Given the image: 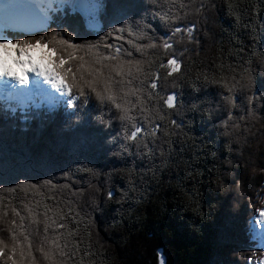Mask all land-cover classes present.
<instances>
[{
	"label": "trees",
	"instance_id": "obj_1",
	"mask_svg": "<svg viewBox=\"0 0 264 264\" xmlns=\"http://www.w3.org/2000/svg\"><path fill=\"white\" fill-rule=\"evenodd\" d=\"M101 3L95 28L79 8L56 2L42 31L2 32L21 43L40 40L53 62L65 59L56 71L66 83L98 74L103 90L110 74L121 80L111 70L118 63L127 69L124 62L139 61L143 71L133 64L138 79L112 84L131 121L95 93L73 107L12 109L0 101V239L7 245L0 264L12 254L13 235L17 249L32 243L37 264H50L36 248L54 249L53 239L67 241L66 264H257L264 252L249 221L264 206V0ZM177 26L183 31L173 36ZM165 39L172 48L162 47ZM117 48V59H108ZM133 124L144 129L135 141L128 139ZM45 206L47 223L67 228L51 224L46 233Z\"/></svg>",
	"mask_w": 264,
	"mask_h": 264
},
{
	"label": "snow or ice",
	"instance_id": "obj_2",
	"mask_svg": "<svg viewBox=\"0 0 264 264\" xmlns=\"http://www.w3.org/2000/svg\"><path fill=\"white\" fill-rule=\"evenodd\" d=\"M70 3L76 4V5H80V6H84V7H94L97 10H100L104 7V5L101 3V0H80V2H77V0H69ZM36 3V0H17L16 3L13 4V6L11 7L10 13L11 14H17L20 12H30V11H35V9H32L30 7H28L29 5H32ZM183 7V5H182ZM121 31H123V29H121ZM183 30L177 26L174 29L173 32V36H175L178 33H181ZM187 36L189 39L192 38V29L188 28L187 29ZM168 39H171V37H169ZM168 39H165L163 41L162 47L167 50L173 47V45L171 43L168 42ZM15 41V42H13ZM60 43L62 45H66L68 48H78L81 47L79 45H73L69 43L68 39H63L60 41ZM41 41L37 40L35 42V44H29L27 42L21 43L19 40H16L15 37H5L2 45L5 49H7L10 45L11 47L17 48L19 49L22 53H25L27 51V49L32 48V47H38L40 46ZM45 47H47V45H45ZM106 47H108V45H106ZM149 47L155 48L157 47L156 44H150ZM140 48H137V51H140ZM56 49L53 48L50 50V52H55ZM121 49L117 48L116 49V56H110L108 57V59L113 60V59H117V56L119 55ZM128 55H131V53H128ZM56 59L58 60V63H56V67L57 69H59L61 67V65H64L66 63L65 59L60 58L59 56L56 57ZM69 59H73V57L71 56V54L69 55ZM81 61H83V57L80 58ZM16 65L21 67V72L20 73H16L13 72L11 69H9L6 64H0V77H9L11 79L16 80L19 84L23 85L27 83L28 80V73L29 72H34L35 75L37 77L39 76H43L45 78V80L47 81V83L53 85L57 91L61 92L62 94L66 95L68 98L64 101V103L69 106V107H73L76 106V101L80 98V97H85V103H87V97L90 95V93H95L96 98L101 102L104 103L105 101H108L112 104L115 105V107L117 109H123V106L120 103H117V95H116V91L114 90V88L112 87V84H123L125 83L124 81V77H131V79L127 80V84L131 85L132 80L134 79H138L139 77L137 75H134L133 71H132V65L135 64V73L139 74L143 71L142 68L139 67V61H126L124 63H126L127 65H129V67L126 69L124 67L123 63H118L115 66H112L111 70L112 72L115 73L116 76L121 77V80L119 81H115L113 80L112 75L110 74L108 77H106L104 79V84L105 87L103 88V90H98L97 85L100 83V77L99 75H95L93 76L92 80H86L84 78L83 75H81L79 77V80L76 79V76L73 75L71 83H66L65 79H58L57 78V73L52 72L51 70L47 69V68H43L41 69L39 65L36 64H32L31 60L29 59L28 61H22L19 58H16L13 61ZM168 65L172 66V72L177 71V61L176 59H169L168 60ZM25 64L30 65L29 67H24ZM164 64H161V67H164ZM81 67H83V64H81ZM67 73H72V68L68 67L67 69L64 70ZM172 72H169L168 75H172ZM89 75H93V73L90 71ZM111 82V84L109 83ZM142 82V81H141ZM89 89V92L85 91V88ZM158 87L157 83L153 82L151 83V88L152 89H156ZM73 88L76 89V91L79 93L78 96H73ZM122 90V89H121ZM138 90L136 89H130V93L132 95H135L136 92ZM129 93H125V95H128ZM153 98L152 94L150 93L148 95V100H151ZM173 101H174V97L169 95L167 97V99L165 100V103L168 105V107H172L173 106ZM138 103L140 105H144L145 101L143 99L138 98ZM133 107H136V105H133ZM142 110H147L146 108H142ZM128 109H123V114L120 116L121 120H133L134 118L128 115ZM174 123V122H173ZM133 128L135 129L134 131H131L130 135L128 136V139L130 140H137L138 134L143 132L144 129L141 126H138L136 124L132 125ZM155 129L152 130L151 133H148L149 135L155 136ZM145 147H147V145L145 144ZM46 183H50L46 182ZM32 187H36V185H33ZM10 191H14V189H11ZM111 195V193H110ZM46 207V212H45V217H46V223H45V232L47 233L48 229L51 227V224H57L56 220H52L51 224L47 223V206ZM14 212H16L15 209H13ZM16 215H19L18 212H16ZM65 216L61 215L60 216V220H65ZM13 223H15L13 221ZM257 223L264 225V211L260 212L259 215V219H257V217L254 215L250 221H249V225H250V230L253 233H256L257 235H261L264 236V229H260L259 231L256 228ZM58 228H67V224L66 223H60L57 224ZM78 231V230H77ZM76 233H74L72 230L68 231V236L71 237L73 235H75ZM21 235H23V233H21ZM28 236H24V240L28 241ZM47 239V237H46ZM12 240H13V247H12V254L8 255L7 258L4 261V264H8V261H11V264H24L25 259H27L29 261V264H37V257L33 254V245L31 242H28L27 244V248L21 246L19 247V249H17V244H16V240L17 237L15 235L12 236ZM52 244L54 246V249H47L43 243L36 248V251L40 254V256L43 258V260L49 261L50 264H66V261L64 260V257L68 256L69 253L65 252V248H67L68 243L67 241L63 244L60 245L58 243L57 240L53 239L52 240ZM7 248V245L4 243L3 239H0V257H5L6 256V252L5 249ZM79 248V244H75L74 245V250H73V254L74 251L76 249ZM17 250L19 251V257L20 259H13V257L16 256L17 254ZM56 252H59V258H57L56 256ZM160 264H164V261L161 260Z\"/></svg>",
	"mask_w": 264,
	"mask_h": 264
},
{
	"label": "rangeland",
	"instance_id": "obj_3",
	"mask_svg": "<svg viewBox=\"0 0 264 264\" xmlns=\"http://www.w3.org/2000/svg\"><path fill=\"white\" fill-rule=\"evenodd\" d=\"M57 2L58 6L68 4L73 9H80L87 18V21L89 25L93 28L97 26V16H96V8L94 7H84L80 5H76L73 3H70L69 0H42V4L39 3V0L37 2V7L40 8L41 11L44 13H48L50 15L54 14L55 11L53 10V7L51 6V2ZM41 2V1H40ZM77 2H80V0H77ZM13 14H10V12H7V16L9 17L8 22H10ZM3 17V18H6ZM0 20V32L2 29L8 28V22L5 21V19ZM4 39L1 37L0 33V45H2ZM39 49V50H38ZM38 50V51H36ZM45 51V49L43 48ZM40 48H29L25 53H22L19 49L11 47V45L5 49L3 46H0V56L2 59H4L5 64H13L12 57H16L21 59L27 56V60H31L32 64L39 65L41 69L47 68L51 70L52 72H55L54 67H56V63L52 60V55L48 51L44 53L39 52ZM44 54V55H43ZM21 55V56H20ZM19 56V57H18ZM33 60V61H32ZM55 63V64H54ZM19 66L15 65L14 67H10V69L13 72L20 73L21 71L18 69ZM34 73V72H33ZM39 78V77H38ZM58 79H60L58 77ZM47 86V85H46ZM50 88L43 87L41 92H34L33 88H26L27 92L24 90H19L20 92H16L13 94L7 93V91H0V99H5V104L7 105H17L18 107H29L31 105L35 107H48V108H55L59 105H66L64 101L68 98L66 95L62 94L61 92L57 91V89L52 86L48 85ZM52 86V87H51ZM2 89H5V87H2ZM45 93V94H44ZM174 97V95H171ZM175 98V97H174ZM174 102V101H173ZM256 236V233H253ZM259 264H264V258Z\"/></svg>",
	"mask_w": 264,
	"mask_h": 264
},
{
	"label": "water",
	"instance_id": "obj_4",
	"mask_svg": "<svg viewBox=\"0 0 264 264\" xmlns=\"http://www.w3.org/2000/svg\"><path fill=\"white\" fill-rule=\"evenodd\" d=\"M28 7L35 9L27 13L20 12L13 16L10 25L14 31L35 34L43 30L47 24V19L34 4Z\"/></svg>",
	"mask_w": 264,
	"mask_h": 264
},
{
	"label": "bare ground",
	"instance_id": "obj_5",
	"mask_svg": "<svg viewBox=\"0 0 264 264\" xmlns=\"http://www.w3.org/2000/svg\"><path fill=\"white\" fill-rule=\"evenodd\" d=\"M16 2H17V0H0V20H2L1 19L2 17H6L7 12H10L11 7ZM37 2H38V0H36V3L35 4H37ZM0 64H5L4 59H2L1 56H0ZM6 66L9 69L11 67V65H9V64L7 65V63H6ZM29 66L30 65H28V64H25L24 65V67H29ZM18 69L21 71V67L20 66H19ZM27 75H28L27 85L28 86H32L35 92H38V91L41 92V90H42L43 87L50 88L48 85H51V84L47 83V81L45 80V78L43 76H39V78H38L35 75V73H33V72H29ZM1 79H5V86L4 87H11V88H9V90H5V91L14 92L15 91L14 90L15 87H17L19 85V83L16 80L11 79L9 77H0V80ZM41 86H43V87H41ZM25 91L27 92L26 89H25Z\"/></svg>",
	"mask_w": 264,
	"mask_h": 264
}]
</instances>
